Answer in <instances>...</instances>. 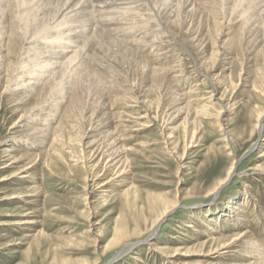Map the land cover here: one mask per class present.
Segmentation results:
<instances>
[{
	"label": "rangeland",
	"instance_id": "obj_1",
	"mask_svg": "<svg viewBox=\"0 0 264 264\" xmlns=\"http://www.w3.org/2000/svg\"><path fill=\"white\" fill-rule=\"evenodd\" d=\"M18 1L21 7L24 0ZM27 1L25 8L21 9L22 5L15 9L19 15L21 12L18 11L22 10L18 18L23 23L18 22V18V21H10L8 15L4 18L9 27L8 32L13 34V42L10 46L7 45L6 58L0 59V264H107L120 248L103 255V247L116 237L117 229L125 228L127 237L124 242H134L141 230L150 227L157 216L178 199L181 200L180 206L166 218L156 237L157 246L166 250L167 256L173 260L172 264L215 263L205 255L227 240L231 242L237 235L246 232L258 243V248L262 249L264 255V175H255L252 171L262 163L258 156L264 150V145L261 144V138L256 140L253 124L247 123V119L254 113L253 87L257 82H264V57L258 53V49L245 43L241 49L236 44L229 46L223 43L225 39L220 37L224 21L230 17L225 8L217 13L215 20L212 17L210 20L194 14V11L186 12L183 8L184 0H152L151 3L146 0L143 3L136 1L129 4L132 8L121 5L122 10L113 11L121 28L119 30H105L97 21L95 23L98 14H89V19L94 24L87 40L95 28L103 29L100 36L104 40H98L101 37L98 38L96 34L93 53H90L95 56L96 49L101 47L100 56L105 58L103 54L107 53V62L112 63L107 64L110 72L107 70L109 74L100 76L98 73L94 74L96 71L90 68V59L84 69L90 70L94 77L90 71L83 73L85 70H81L77 77L72 71L76 65L78 67L79 61L76 65L74 63V68L71 67L72 71H69L71 73L63 76L62 81L64 83L76 78L75 82L73 80L74 84H71V87L76 88L70 87L69 95L54 104L60 106L62 111L50 124L43 122L41 126L28 125L32 129H46L49 124L48 127L51 128L46 146L30 151L24 141L34 137L30 133L32 129L18 127V120L22 116L28 118L30 114L40 113L38 110L43 102L49 105L54 93L44 92L42 97L33 95L28 102L18 104L21 95L13 91L21 77L19 74L22 71L21 64L25 61L24 56L36 42H40L36 45L40 46L39 53L43 54L47 49L52 50V46L45 43L49 38L73 36L83 27L75 25L61 28L64 21L57 14L64 3L61 6L55 3V11L46 13L45 5L41 2L43 0ZM198 4L203 5L201 1ZM202 7L207 10V14L211 12L208 6ZM27 9L30 13H26L25 17H31V20L27 19L30 20V25L26 27L20 17ZM164 13L172 16L169 14V24L163 19ZM107 17L115 21L113 14ZM43 23L45 26L40 29ZM165 28L171 30L173 40L170 36L167 37ZM35 29H40L38 36L33 35L37 31ZM109 37L123 42L130 40L131 43L125 45L126 50L121 51L120 56H115L113 48L109 47V42H112ZM99 41L101 44L106 41L107 45H101ZM73 43L74 52L82 49V40L78 44ZM54 46L59 47V44ZM115 49L118 53L119 48ZM91 54L90 58L93 57ZM142 62L150 68L162 70L159 79L156 76L152 78L151 71L144 70ZM112 65L114 66L109 67ZM57 71L59 68L55 70ZM82 73L86 76L79 88L75 83ZM49 76L47 74L42 79L43 82ZM206 77H212L213 83ZM160 79L161 82L158 81ZM55 81L56 84L60 83L58 79ZM159 83L162 84L158 85ZM212 92L227 101L234 99V110L229 116H223L221 124L224 123L228 131L232 132L236 143H223L221 124L211 115L221 105L209 112L202 111L208 105L205 98ZM68 105L72 106L67 109ZM49 114L44 113L43 117H48ZM146 115L149 118L138 120ZM101 116L104 120L99 119ZM155 117L159 120L158 123L154 122ZM103 123L107 125L105 128ZM139 124L147 126L144 128ZM95 126H102L100 133H96H103L101 137H105L99 144L100 155L97 159L98 155L87 150L83 141V136ZM110 134L112 137H109ZM169 135L172 136L171 147L166 143ZM253 135L255 137L249 141ZM113 138H118V141L114 143ZM190 138L194 139L193 142ZM53 139L56 141L53 142ZM255 140L253 149L247 154ZM112 142L114 147L110 145ZM168 147L176 152L169 151ZM7 148H15L13 155L21 162L7 170H1L9 163V159L3 158V152ZM116 149L121 151L119 154L123 162L115 166L110 163V159L118 155ZM234 159H242L237 177L216 198L212 189L220 179L225 178ZM30 164H34L29 174L32 179H21L25 174H19ZM86 164L89 169L84 166ZM122 172L125 173L126 182L117 185L120 181L117 177ZM16 175L18 177L12 178ZM3 179L7 180L1 182ZM92 179H97V186L94 188L110 182L111 191L90 195L92 190L88 186ZM27 201L32 202V206L27 205ZM236 207L241 209L240 214ZM24 219L36 222L32 231L11 229L10 223ZM199 220L206 226L199 223ZM191 223L196 224L198 232L186 227ZM97 232L104 237L99 245L95 238ZM184 240L186 242H180ZM150 248L151 246H143L125 261L116 264H169L166 258ZM133 257H140L142 262ZM233 260L236 264L250 263L249 260ZM219 263L230 264L231 261L222 259Z\"/></svg>",
	"mask_w": 264,
	"mask_h": 264
},
{
	"label": "bare ground",
	"instance_id": "obj_2",
	"mask_svg": "<svg viewBox=\"0 0 264 264\" xmlns=\"http://www.w3.org/2000/svg\"><path fill=\"white\" fill-rule=\"evenodd\" d=\"M3 0H0V59H5L7 54H5L7 45H11L13 42V34H10L7 30L8 25L5 24V20L4 18L6 17V15L9 16V20L12 22L16 21L21 14H22V10L23 8L26 7L27 5V0L22 1V5L21 7L19 6V1L18 0H5L4 2H2ZM140 2L143 3L145 2V0H43L41 2H43V4L45 5L44 9L45 12H52L51 10H54L53 5L55 3H59L62 4L64 3V5L62 6V9L59 10V13L57 14L59 16V19H61L62 21H64L63 25L61 26V28H67V27H73L75 25H81L80 28L81 31L74 33L73 36H61V37H52L49 38L48 41H45L46 44H48V46H52L50 48H52V50L47 49L46 52L43 54L39 53L40 46H37L36 44H39L40 42H36L34 43V45L32 46V48L29 49V51H27L26 56L25 57V61L21 64V68L20 71L21 73L19 74V76H21L18 80L17 86L14 89L13 92L15 93H19L21 95L18 104H24V102H28V100L30 99V97H32L33 95L35 96H39L42 97V94L45 93H54L51 101L49 102L50 104L46 105V102H43V105L39 108L38 112L40 113H34V114H30V116H28V118H22L20 120H18V127H28L30 128L28 125L29 124H35L37 126H41V124L44 123H49L54 120L56 118V116L60 113V106H55V102L59 101L62 99V97L64 96H68L69 91L71 90V88H76V86H72L71 84L73 83V80L76 78H73V80H67L66 82L63 83L62 79H64L63 76H66V74H68V72L70 71L71 67H73L74 63L76 65V62L79 61V65L74 71H71L75 74V76L78 77V75L81 73V70H85L84 68L89 64V60L92 59V65L90 68H93V70L96 71L93 72L94 74H106L107 73V64L111 65L112 63H110L109 61L107 62L106 57H108L106 54H103V57L106 56L105 58H102L100 56L101 54V50L102 48L100 47L99 49H96V53L95 56H93V43L95 41V37L98 35V38L100 36V32L103 30H98L99 28H95L94 31H92V35L91 37L88 38V34L89 31L91 30V26L94 24V21L92 19H89V14L95 15L98 14V17H95V23L97 21V24H101V27H105V30L110 29H116L119 30L121 29L119 26V22H116V16L114 15L113 11L116 12L119 9H121V5H128L129 4H133L135 2ZM148 3H151L152 0H146ZM201 1V3H203L202 6H208V9L211 12H208V14L206 13L207 10H203V7L200 6L198 3ZM21 2V1H20ZM36 2V1H35ZM178 2V1H177ZM138 3V4H140ZM159 3V2H158ZM35 4V3H34ZM222 4V5H221ZM135 5V4H134ZM151 5V4H150ZM160 5V4H159ZM25 6V7H24ZM33 6V5H32ZM55 6V5H54ZM61 6V5H60ZM140 6V5H139ZM173 6V5H172ZM17 7H20L21 11L19 10L18 12H21V14L19 15L17 13V11L15 9H17ZM56 7V6H55ZM58 7V6H57ZM125 7V6H124ZM130 7V6H129ZM150 7V6H149ZM161 7V6H160ZM182 7V5H181ZM202 7V8H201ZM34 8V7H33ZM50 8V9H49ZM61 8V7H60ZM132 8V7H130ZM134 8V7H133ZM144 8V7H143ZM183 8L185 9V11H194V14L200 15L201 17H207L210 18L212 17V19L216 18L215 16L217 15L218 12H220L221 9L225 8V10L227 11V13H229V19L224 21V28H223V32L221 34L220 39H225L224 40V44L225 45H233L236 44V46L238 48H242V46H244L245 44L250 45L253 49H258V53L259 54H263L262 57H264V0H184L183 2ZM19 9V8H18ZM35 9V8H34ZM57 9V8H55ZM125 9V8H124ZM127 9V8H126ZM180 9V8H179ZM122 10V9H121ZM161 10V9H160ZM55 11V10H54ZM53 11V12H54ZM166 11V10H165ZM173 11V10H172ZM177 11V10H176ZM25 12V11H24ZM57 12V10H56ZM26 13H30V10H26V12L24 13V15H22L20 18H22V20L24 21V26L27 27V25H30L28 23V21H30V18H26L27 15ZM118 13V12H117ZM172 13V12H171ZM226 13V15H228ZM53 14V13H52ZM115 17V21L114 20H110L108 19V17L106 18L107 15H112ZM116 14V13H115ZM129 14V13H128ZM164 21H166L168 24L170 20V16L169 14L164 13ZM221 14V13H220ZM19 15V16H18ZM26 15V17H25ZM51 15V14H50ZM54 15V14H53ZM56 15V16H57ZM117 15V14H116ZM143 15V14H142ZM173 15V14H172ZM57 16V17H58ZM97 16V15H96ZM180 16V15H179ZM185 16V15H184ZM193 16V14H192ZM219 16V15H218ZM217 16V18H218ZM222 16V15H221ZM225 16V15H224ZM118 17V16H117ZM157 17V16H156ZM172 17V16H171ZM7 18V17H6ZM158 18V17H157ZM161 18V17H160ZM30 19V20H27ZM159 19V18H158ZM177 19V18H176ZM196 19V18H195ZM19 20V18H18ZM17 20V21H18ZM27 20V21H26ZM192 20V19H191ZM211 20V18H210ZM215 20V19H214ZM9 21V23H10ZM21 20H19L18 22H20ZM133 21V20H132ZM162 21V20H161ZM163 21V22H164ZM202 21V20H201ZM218 21V20H217ZM11 22V23H12ZM22 22V21H21ZM20 22V23H21ZM16 24V22H14ZM13 23V24H14ZM23 23V22H22ZM28 23V24H27ZM130 23V22H129ZM159 23V22H158ZM197 23V22H196ZM199 23V22H198ZM211 23V22H210ZM213 23V22H212ZM12 24V25H13ZM125 25V23H123ZM21 25V24H20ZM123 25V26H124ZM128 25V23H127ZM163 25V24H161ZM201 25V24H200ZM206 25V24H205ZM209 25V24H207ZM23 26V27H24ZM44 23L43 25H40V29H42L44 27ZM66 26V27H64ZM119 26V27H118ZM181 26V25H180ZM183 26V25H182ZM191 26V24H190ZM11 27V25H10ZM25 27V28H26ZM30 27V26H29ZM128 27V26H127ZM161 27V26H160ZM163 27V26H162ZM198 27V26H197ZM214 27V26H213ZM218 27V25H217ZM31 28V27H30ZM29 28V29H30ZM119 28V29H118ZM27 29V28H26ZM40 29H35L37 30L33 35L34 36H38V31ZM124 29V27H123ZM163 29V28H162ZM211 29V28H210ZM130 30V28H129ZM164 30L165 33L167 34V37L170 36L173 40L174 35L172 34L171 30H169V28H165ZM192 30V29H190ZM213 30V29H212ZM173 31V30H172ZM188 31V30H187ZM186 31V32H187ZM204 31V30H202ZM207 31V30H206ZM41 32V31H40ZM103 32V31H102ZM115 33V32H114ZM117 33V32H116ZM122 33V32H121ZM204 33V32H203ZM63 34H65V31L63 32ZM97 34V35H96ZM130 34H133L130 33ZM146 34V33H145ZM193 34V33H192ZM32 35V36H33ZM41 35V34H40ZM61 35V34H60ZM70 35V34H69ZM134 36V35H133ZM139 36V35H138ZM101 37V36H100ZM103 37H105V35H103ZM107 37V36H106ZM132 37V36H131ZM145 37V35H144ZM204 37V36H203ZM32 38V37H31ZM86 38V41L85 39ZM146 38V37H145ZM106 39V38H105ZM109 39L112 41L111 44L109 42V47L110 49L113 48V53L118 54V56H120V52L126 50V44L127 43H131V41H127V42H123L121 40H113V38L111 39L109 37ZM116 39V38H115ZM136 39V38H135ZM46 40V39H45ZM81 40L83 41L82 45V49L80 51L77 50V52H74L75 46H73L71 43V41H74L73 44H78L79 42H81ZM93 40V41H92ZM100 41H104L101 37V39H98ZM97 40V41H98ZM144 40V39H142ZM141 40V42H142ZM175 40V39H174ZM7 41V42H6ZM31 41V40H29ZM99 41V42H100ZM133 41V38H132ZM145 41V40H144ZM153 41V40H152ZM98 42V43H99ZM106 42V41H105ZM102 43L104 45H107L106 43ZM136 42V41H135ZM138 42V40H137ZM148 42V41H147ZM205 42V41H204ZM30 43V42H29ZM151 43V42H149ZM162 43V42H161ZM178 43V42H177ZM245 43V44H244ZM31 44V43H30ZM29 44V45H30ZM59 47H55L54 45H58ZM101 44V42H100ZM101 44V45H102ZM133 44V43H132ZM131 44V45H132ZM136 44V43H135ZM140 44V43H139ZM168 44V42H167ZM172 44V43H171ZM71 45V46H70ZM99 45V46H101ZM154 45V44H153ZM115 47L119 48V50L117 51L118 53H116V49ZM139 47V46H138ZM226 47V46H225ZM134 48V47H133ZM245 49V48H244ZM49 50V51H48ZM86 51V52H85ZM214 51V50H212ZM91 52V53H90ZM205 52V51H204ZM251 52V51H250ZM94 57L90 58L89 55L90 54ZM104 53V52H103ZM5 54V55H4ZM110 54V53H108ZM112 54V53H111ZM120 54V55H119ZM149 54V53H148ZM158 54V53H157ZM113 55V54H112ZM146 56V55H144ZM149 56V55H148ZM152 56V55H151ZM227 56V55H226ZM205 57V56H204ZM8 58V57H7ZM150 58V57H149ZM106 59V61L104 60ZM142 59V58H141ZM204 59V58H203ZM225 59H227L225 57ZM224 60V59H223ZM260 60V59H259ZM264 60V59H263ZM90 61V63H91ZM146 61V60H145ZM262 61V60H261ZM78 63V62H77ZM119 63V62H118ZM141 63V61H140ZM10 64V63H9ZM116 64V63H115ZM114 64V65H115ZM132 64V63H131ZM74 65V66H75ZM109 66V67H113ZM139 65V64H138ZM150 65V64H149ZM4 66V65H3ZM142 67L144 70L146 71H151V75L152 78L153 77H158L162 75V70L160 69H155V68H150L148 67V65L146 63L143 64L142 62ZM8 68V67H7ZM10 68V67H9ZM59 68V71L55 72V70H57ZM89 68V69H90ZM136 68V67H133ZM149 68V69H148ZM1 69V68H0ZM142 69V68H141ZM92 70V71H93ZM110 70V69H109ZM108 70V71H109ZM90 71V70H89ZM88 70L84 71L85 72H89ZM116 71V70H115ZM138 71V70H137ZM91 72V71H90ZM89 72V73H90ZM110 72V71H109ZM142 71H140L141 73ZM71 73V72H69ZM82 73V74H83ZM92 73V72H91ZM92 73V74H93ZM139 73V72H138ZM146 73V72H145ZM145 73H142L145 75ZM50 75L47 81L43 82V78L46 77V75ZM81 74V75H82ZM93 74V77H94ZM97 74V75H98ZM109 74V73H107ZM112 74V73H111ZM110 74V75H111ZM141 74V75H142ZM262 74V73H261ZM80 75V76H81ZM143 75V76H144ZM79 76V80H76L75 85H79L80 88V83H82V79L84 76ZM90 76V75H88ZM112 76V75H111ZM114 76V75H113ZM142 76V78H143ZM147 76V75H145ZM144 76V78H145ZM165 76V75H164ZM163 76V77H164ZM262 76V75H261ZM155 77V78H156ZM60 80V83L56 84L57 80ZM85 78V77H84ZM105 78V77H103ZM154 78V79H155ZM263 78V76H262ZM91 79V78H90ZM150 79V78H149ZM206 79L209 82L213 83L212 77H206ZM81 80V81H80ZM89 80V79H88ZM92 80V79H91ZM147 80V79H145ZM162 79L158 80L161 82ZM262 80V79H261ZM216 81V80H215ZM75 82V80H74ZM153 82V81H150ZM156 82V81H155ZM163 82V81H162ZM167 82V81H165ZM164 83V82H163ZM74 84V83H73ZM83 84V83H82ZM81 84V85H82ZM107 84V83H105ZM125 84V83H124ZM153 84V83H152ZM162 83H159L158 85H160ZM257 82V84L254 85L253 87V91H255V94L253 97V115L250 116V118L247 119V123H249L250 125L253 124V128H254V135H256V140L257 138H261L262 142L261 144L264 145V82L260 83ZM113 85V84H112ZM154 85V84H153ZM248 85V84H247ZM109 86V85H107ZM162 86V85H161ZM165 86V85H163ZM71 87V88H70ZM78 87V86H77ZM167 87V86H166ZM170 87V86H169ZM79 88H77L79 90ZM217 88V87H216ZM220 88V87H219ZM76 89V90H77ZM160 89V87H159ZM168 89V88H167ZM195 90V89H194ZM75 91V90H74ZM170 91V90H169ZM76 92V91H75ZM74 92V94H75ZM71 93V92H70ZM67 94V95H66ZM73 93H71L72 95ZM77 94H75L76 96ZM46 96V95H45ZM74 96V97H75ZM73 97V98H74ZM79 97V96H78ZM76 98V97H75ZM74 98V100H75ZM180 98V96L178 97ZM44 99V98H43ZM47 99V98H46ZM71 99V97H70ZM77 99V98H76ZM105 99V98H104ZM111 99V96H110ZM175 99V98H174ZM208 105L205 108H202L204 110V112H209L211 109L214 110L216 108V106H220V109H217V111H215V114L212 113V117L215 116L217 118V121L219 124H221V121L223 119V116L227 115L229 116V114L234 110L235 107V103L234 99L233 100H225L222 97H218V94H216V92H212L210 93L209 97L205 98ZM41 100V99H40ZM176 100V99H175ZM73 101V100H71ZM60 102V101H59ZM64 102V101H63ZM68 102V100H67ZM70 102V101H69ZM71 103V102H70ZM142 103V102H141ZM174 103V102H173ZM206 103V104H207ZM17 104V103H16ZM89 105V104H88ZM182 105V104H181ZM190 105V104H189ZM51 106V107H50ZM69 106V105H68ZM72 106V105H70ZM67 107L68 108H70ZM111 106V105H110ZM186 106V105H185ZM74 107V106H73ZM72 107V108H73ZM188 107V106H187ZM48 108V109H47ZM186 108V107H185ZM40 109H43L44 113L49 114L48 117H43L44 113H42V111ZM47 109V110H46ZM172 109H175L174 107ZM177 109V108H176ZM180 109V108H179ZM34 110V109H33ZM37 110V109H36ZM72 110V109H71ZM108 111V110H107ZM170 111V110H168ZM190 112V111H189ZM198 112V111H197ZM196 112V113H197ZM69 113V112H68ZM71 113V112H70ZM101 113V112H100ZM105 114V113H104ZM199 114V112H198ZM202 114V113H200ZM206 114V113H205ZM172 115V114H171ZM176 115V114H175ZM174 115V116H175ZM182 115V114H181ZM189 115V114H188ZM51 116V117H50ZM65 116V113H64ZM89 116V115H88ZM177 116V115H176ZM195 116H197L195 114ZM208 116V115H205ZM172 117V116H171ZM149 118L148 115L143 116L138 118V120H142V119H146ZM193 118V117H192ZM211 118V117H210ZM27 119V120H26ZM99 119H103L102 116ZM137 119V118H136ZM135 119V120H136ZM174 119V118H173ZM172 119V120H173ZM178 119V118H177ZM190 119V118H189ZM196 119V118H195ZM87 120V119H86ZM155 123H158V119L155 117L153 118ZM225 120V119H224ZM100 121V120H99ZM98 121V122H99ZM106 121V120H105ZM108 121V120H107ZM112 121V120H111ZM162 121V120H161ZM168 121V120H167ZM176 121V120H175ZM226 121V120H225ZM26 122V123H25ZM97 122V123H98ZM141 122V121H140ZM144 122V121H143ZM53 123V122H52ZM187 123V122H186ZM48 124V125H49ZM101 124V122L99 123ZM98 124V125H99ZM107 124V123H106ZM224 124V123H223ZM221 124V128H222V132H224V140L223 143H227V145L229 144H233L234 142L236 143V139H234V136L232 134V132H229L228 129ZM230 124V123H229ZM47 126L46 129H42L41 127H38L37 129H32L30 131L31 134L34 135V137H32L30 140L26 139L24 142L26 143L25 146L28 147V150H35L36 148H43L44 146H46V143L48 142V137H49V133L51 128H49ZM102 125V124H101ZM104 125V123H103ZM140 126H143L145 128V126H147L146 124H139ZM64 126V125H63ZM97 126V125H96ZM95 126V127H96ZM107 125H104L103 128H105ZM136 126V125H135ZM139 126V127H140ZM16 126L14 125V128ZM164 127V126H163ZM13 128V129H14ZM59 128V127H58ZM102 126L101 127H96L93 130L91 129V132L88 133L85 137L83 136V141H85V147L86 149H90L91 153H94L95 156L98 155L95 159H97L100 155L99 151V144L100 142L105 138V137H101L100 130L103 129ZM110 128V127H109ZM167 129V128H166ZM142 130V129H141ZM140 130V131H141ZM163 130V129H162ZM172 130V129H171ZM99 133H96L98 132ZM108 131V130H107ZM112 131V130H111ZM164 131V130H163ZM169 131V130H168ZM52 132V131H51ZM167 132V131H166ZM29 133V134H30ZM105 133V132H104ZM164 133V132H163ZM17 134V133H16ZM28 134V135H29ZM195 134V132H194ZM251 136L249 138V141H251L255 136ZM63 136V135H62ZM51 137V136H50ZM57 137V136H56ZM61 137V136H60ZM59 137V138H60ZM108 137V136H107ZM109 137H112L111 134ZM172 136L169 135L166 137V143L169 147L172 146ZM187 137V136H186ZM16 138V137H14ZM194 138V137H191ZM190 138V139H191ZM23 139V138H22ZM100 139V140H99ZM114 139V143L118 141V138H113ZM54 140V139H53ZM192 140V139H191ZM194 140V139H193ZM192 140V142H193ZM252 141L253 142H256ZM56 140H54L53 142H55ZM113 142L110 144L112 145ZM191 143V141H190ZM193 145V144H192ZM226 145V149L227 148ZM255 143H253V145L250 147V149L248 150L247 154L249 152H251V150L253 149ZM104 146V145H103ZM113 146V145H112ZM190 146V145H189ZM97 147V149H96ZM109 147V146H108ZM114 147V146H113ZM169 151L172 152H176V150H172L171 148H169ZM112 147H110L111 149ZM117 148V147H116ZM188 148V147H187ZM15 148H10V149H6L3 152V158H7L9 159V163L5 164L4 167L1 168V170H7L9 168H11L13 165H17L21 162V160L19 158H16L13 153ZM108 149V148H107ZM113 150L115 148H112ZM120 149V148H118ZM192 149V148H191ZM117 150V149H116ZM111 151V150H108ZM114 152V151H112ZM111 152V153H112ZM118 152V153H117ZM171 152V153H172ZM29 153V152H28ZM102 153V152H101ZM117 156L114 157V159H110V163H113L115 166L118 164H121L123 161V159L120 157L121 151L117 150L116 151ZM31 157V155H29ZM94 156V157H95ZM111 156V155H110ZM115 156V155H114ZM230 156V155H229ZM104 157V156H103ZM182 157V156H181ZM102 158V156L100 157ZM99 158V159H100ZM258 158L261 159L262 163L259 164L258 166H256V168L252 169L253 174L255 175H264V150L261 152V154L258 156ZM182 159H184V155L182 157ZM7 161V160H6ZM109 161V160H108ZM242 162V159H234V161L232 162V164L230 165V167L228 168L227 174L225 176V178L220 179L214 186V188L212 189V192L214 193V197H218L219 192L223 191L229 184L230 182H232L236 177H237V169L240 165V163ZM91 163V162H90ZM125 164V163H124ZM34 165V164H33ZM33 165H27L26 168L22 169V172L19 174H25L22 176L21 179H29L31 178L30 174V170L33 169ZM86 166L87 169H89L88 165H84ZM110 166V165H109ZM111 168V167H110ZM119 170V168H118ZM124 170V169H123ZM125 172V171H124ZM122 172L117 178L120 179L119 183L117 185H123L126 181L124 179L125 177V173ZM118 173V172H117ZM119 174V173H118ZM99 176V175H98ZM242 176V175H241ZM18 177L13 176L12 178ZM246 177H250L248 175H246ZM32 179V178H31ZM7 179H3L1 180V182L6 181ZM97 179L94 181L93 179L90 180V184L88 187L89 189H91L92 191H90V195L94 196L96 195V193L98 192L99 194L101 192H110L111 187H109V183H104L102 185H100L99 187L94 188L96 185ZM112 181V180H111ZM116 181V180H115ZM118 182V181H117ZM128 182V180H127ZM247 187L249 188L250 186L247 185ZM88 189V190H89ZM99 189H106V190H101L99 191ZM129 191V190H128ZM89 193V192H88ZM112 193V192H111ZM97 194V195H99ZM107 194V193H106ZM103 195H105V193H103ZM21 198V197H20ZM180 199L176 200V202H172L170 203L165 210L163 211V213L159 216H157V218L152 222V225L150 227H145V229L142 231H140L137 235H136V241L134 242H130V241H123L124 238L127 237V235L125 234V228L120 227L119 229H117L116 231V237L114 239H112L111 241H108L107 244L103 247V255L104 254H108L109 252H114L115 250L119 249L118 252L115 253L114 257L107 263V264H116L118 262H123V260L125 261L126 258H128L131 254H133V252H135L136 250H138L139 248L143 247V246H151L150 250H152L154 253L161 255L163 258H166L168 263L172 264V258H169L167 256V252L166 250H164L163 248H160L157 246L156 243V237L159 235L160 229L162 227V224L164 223V221L166 220V218L171 215L172 213H174V211L180 206ZM27 205H31L32 206V202L27 201ZM238 213L240 214L242 211L241 209H237V207L235 208ZM237 213V216L239 217ZM24 216V215H23ZM32 217V216H30ZM240 219V217H239ZM199 223H202V220H199ZM239 223V222H238ZM3 225V224H2ZM12 228L13 231H18V230H23L25 232L28 231H32V228L36 225V222L33 221L32 219H24V220H19V221H14L12 223L9 224ZM204 226H206L204 224ZM187 228L191 229L193 232H198L196 229V224H188L186 226ZM11 230V231H12ZM194 237V236H193ZM95 238H96V243L97 245L101 244L103 242V235L100 232L95 233ZM213 239V238H212ZM217 240V239H216ZM242 240V241H241ZM241 241V242H240ZM180 242H186L184 241H180ZM262 250V249H261ZM261 250H259L258 248V243L256 241H254L253 239H251V236L249 234L244 233L242 235H237L233 240H227L224 244L222 243V245L220 244L219 246H217L216 248H213L209 251V254L205 255L210 257L213 261H215V263H210V264H221L219 263L220 260H229L231 261L230 264H236L235 260L233 259H237L239 261H250L249 264H264V255L261 252ZM152 253V252H151ZM152 255V254H151ZM202 256V255H201ZM204 256V257H205ZM133 259L137 260V261H141L140 257H133ZM100 260V259H99ZM99 262V261H98ZM99 264V263H98Z\"/></svg>",
	"mask_w": 264,
	"mask_h": 264
}]
</instances>
